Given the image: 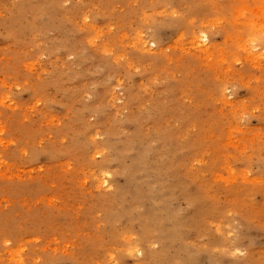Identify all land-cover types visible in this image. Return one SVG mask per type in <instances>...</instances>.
I'll use <instances>...</instances> for the list:
<instances>
[{"label": "rangeland", "instance_id": "obj_1", "mask_svg": "<svg viewBox=\"0 0 264 264\" xmlns=\"http://www.w3.org/2000/svg\"><path fill=\"white\" fill-rule=\"evenodd\" d=\"M0 264H264V0H0Z\"/></svg>", "mask_w": 264, "mask_h": 264}]
</instances>
